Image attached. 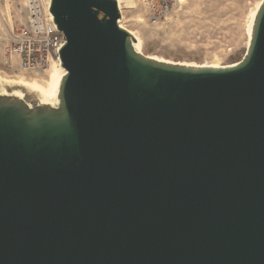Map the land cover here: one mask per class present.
<instances>
[{"label":"water","instance_id":"1","mask_svg":"<svg viewBox=\"0 0 264 264\" xmlns=\"http://www.w3.org/2000/svg\"><path fill=\"white\" fill-rule=\"evenodd\" d=\"M48 12L55 103L0 84V264H264V0L221 66L137 50L117 0Z\"/></svg>","mask_w":264,"mask_h":264},{"label":"rangeland","instance_id":"2","mask_svg":"<svg viewBox=\"0 0 264 264\" xmlns=\"http://www.w3.org/2000/svg\"><path fill=\"white\" fill-rule=\"evenodd\" d=\"M260 1L117 0L118 23L135 36L145 55L191 65H229L245 52L250 18ZM0 14L8 30H15L25 20L23 0H0ZM11 44L9 31L0 33V83L50 88L59 74L58 61L42 75L25 72L8 52Z\"/></svg>","mask_w":264,"mask_h":264},{"label":"built area","instance_id":"3","mask_svg":"<svg viewBox=\"0 0 264 264\" xmlns=\"http://www.w3.org/2000/svg\"><path fill=\"white\" fill-rule=\"evenodd\" d=\"M25 20L11 32L8 52L16 57L25 72L42 75L52 61H59L58 51L64 38L48 12L49 0H23Z\"/></svg>","mask_w":264,"mask_h":264},{"label":"bare ground","instance_id":"4","mask_svg":"<svg viewBox=\"0 0 264 264\" xmlns=\"http://www.w3.org/2000/svg\"><path fill=\"white\" fill-rule=\"evenodd\" d=\"M255 12H256V10L253 12V14L251 15V18H250L249 28H248V37H249V33H250V27H251L252 19H253V16H254ZM247 43H248V41H247ZM135 48L140 51V49L138 47V42H136ZM58 65H59V63H58ZM212 66H217V65H212ZM58 71H59V74L55 78V80H54V82H53V84H52V86L50 88H48V86L43 87V86H40V85H37V84H34V83L33 84H27V83H24V82H17V84H15V86H20V87H23V88L27 89L30 92L36 93L38 95V97H39V100L42 103L54 104L55 101H56V92H57L58 83H59V80H60L61 76L64 74V70L60 66H59V70ZM3 82L6 83L8 81L3 80ZM4 83H0V84L6 86L7 84H4ZM3 92L6 93L5 90H3ZM13 94H15L16 96L22 97V93L20 91H14Z\"/></svg>","mask_w":264,"mask_h":264},{"label":"crops","instance_id":"5","mask_svg":"<svg viewBox=\"0 0 264 264\" xmlns=\"http://www.w3.org/2000/svg\"><path fill=\"white\" fill-rule=\"evenodd\" d=\"M8 31H9V35H10V33L13 31V28H10L8 30V28L4 22V19L2 18L1 14H0V33H2L4 35V33H7Z\"/></svg>","mask_w":264,"mask_h":264}]
</instances>
